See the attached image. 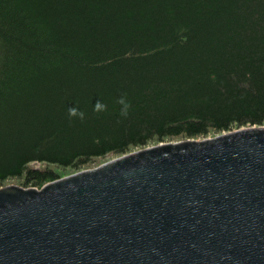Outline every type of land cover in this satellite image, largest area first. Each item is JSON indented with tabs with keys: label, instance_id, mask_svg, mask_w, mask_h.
<instances>
[{
	"label": "trees",
	"instance_id": "trees-1",
	"mask_svg": "<svg viewBox=\"0 0 264 264\" xmlns=\"http://www.w3.org/2000/svg\"><path fill=\"white\" fill-rule=\"evenodd\" d=\"M246 127H264V0H0V187Z\"/></svg>",
	"mask_w": 264,
	"mask_h": 264
},
{
	"label": "water",
	"instance_id": "water-1",
	"mask_svg": "<svg viewBox=\"0 0 264 264\" xmlns=\"http://www.w3.org/2000/svg\"><path fill=\"white\" fill-rule=\"evenodd\" d=\"M0 264H264V127L1 187Z\"/></svg>",
	"mask_w": 264,
	"mask_h": 264
},
{
	"label": "rangeland",
	"instance_id": "rangeland-1",
	"mask_svg": "<svg viewBox=\"0 0 264 264\" xmlns=\"http://www.w3.org/2000/svg\"><path fill=\"white\" fill-rule=\"evenodd\" d=\"M217 135H220V134H212V135H210L208 137H213V136H217ZM116 157L117 156L110 155L108 157H105L104 159L95 160L94 163H92L90 167H87L85 169H90V168L98 167V166H100V165H102V164H104V163H106V162H108V161H110V160H112V159H114ZM30 167L33 168V169H38V170L50 169L54 173H56L60 179L61 178H67L69 176H72L74 174L79 173L78 171H74L72 169H63V168H58V167H55V166H47V165L38 164V163H34V164L30 165ZM22 183H23V181H21V180H10V181L5 182L2 187L9 186V185L21 186Z\"/></svg>",
	"mask_w": 264,
	"mask_h": 264
},
{
	"label": "clouds",
	"instance_id": "clouds-1",
	"mask_svg": "<svg viewBox=\"0 0 264 264\" xmlns=\"http://www.w3.org/2000/svg\"><path fill=\"white\" fill-rule=\"evenodd\" d=\"M120 105H121V110H120V114L121 116H127L128 114V110L130 108V102H128L126 100V95L125 96H121V98L117 101ZM93 110L96 112H103L107 110V105L102 103L101 101L97 100V102L95 103ZM68 114L70 117H77L81 120L84 119V112L80 111L78 108L76 107H72L68 109Z\"/></svg>",
	"mask_w": 264,
	"mask_h": 264
},
{
	"label": "bare ground",
	"instance_id": "bare-ground-1",
	"mask_svg": "<svg viewBox=\"0 0 264 264\" xmlns=\"http://www.w3.org/2000/svg\"><path fill=\"white\" fill-rule=\"evenodd\" d=\"M80 173V172H79Z\"/></svg>",
	"mask_w": 264,
	"mask_h": 264
}]
</instances>
